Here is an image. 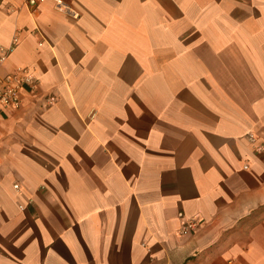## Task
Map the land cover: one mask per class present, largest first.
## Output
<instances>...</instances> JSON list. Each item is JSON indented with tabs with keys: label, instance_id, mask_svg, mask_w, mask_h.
<instances>
[{
	"label": "crops",
	"instance_id": "crops-1",
	"mask_svg": "<svg viewBox=\"0 0 264 264\" xmlns=\"http://www.w3.org/2000/svg\"><path fill=\"white\" fill-rule=\"evenodd\" d=\"M64 1L0 0V78L36 83L0 112V264H264V0Z\"/></svg>",
	"mask_w": 264,
	"mask_h": 264
},
{
	"label": "built area",
	"instance_id": "built-area-1",
	"mask_svg": "<svg viewBox=\"0 0 264 264\" xmlns=\"http://www.w3.org/2000/svg\"><path fill=\"white\" fill-rule=\"evenodd\" d=\"M46 1H51L54 8L62 13L70 16H75L74 9L67 4L64 0H25L30 8H36L39 4ZM17 37H13L12 43L9 47L0 45V64L7 58L13 47L17 44ZM24 84L35 86L33 78L28 74L25 68L19 69L13 74H9L0 78V112L7 108H17L20 105V91ZM53 99V98H51ZM15 189H18V184L15 183ZM178 216L182 217V212H178ZM198 226V222L194 219H186L181 223V231L193 230Z\"/></svg>",
	"mask_w": 264,
	"mask_h": 264
}]
</instances>
